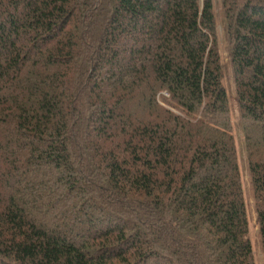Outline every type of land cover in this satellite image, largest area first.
I'll return each instance as SVG.
<instances>
[{
    "label": "trees",
    "instance_id": "obj_1",
    "mask_svg": "<svg viewBox=\"0 0 264 264\" xmlns=\"http://www.w3.org/2000/svg\"><path fill=\"white\" fill-rule=\"evenodd\" d=\"M215 1L0 0V264H255L232 117L264 263V0Z\"/></svg>",
    "mask_w": 264,
    "mask_h": 264
},
{
    "label": "rangeland",
    "instance_id": "obj_2",
    "mask_svg": "<svg viewBox=\"0 0 264 264\" xmlns=\"http://www.w3.org/2000/svg\"><path fill=\"white\" fill-rule=\"evenodd\" d=\"M215 1V0H214ZM216 2V1H215ZM219 8H216V11H219ZM218 20L220 18L218 17ZM218 35H219V47H220V55L221 59L224 62L228 60L227 57V48H225V41L222 33V26L219 24L218 25ZM226 86L231 87V82L230 81H225ZM232 123H231V131L235 135V142L237 146V158H238V165H239V170L241 174V179L243 183V187L245 189L246 197H247V206L248 208V216H249V229H250V239L252 243V249L254 251V257H255V264H264L263 263V258H262V252H261V247L258 239V227L256 225L255 221V211H254V200H253V195L251 192V189L249 187L250 180L248 178V172H247V167H246V155L244 153V144H243V135L241 132L240 124L237 122L236 117H232ZM75 198V197H74ZM108 208H110L108 206ZM78 221H80L78 219Z\"/></svg>",
    "mask_w": 264,
    "mask_h": 264
}]
</instances>
